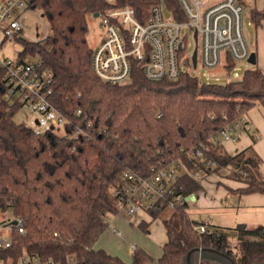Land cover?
Segmentation results:
<instances>
[{
	"label": "trees",
	"instance_id": "obj_1",
	"mask_svg": "<svg viewBox=\"0 0 264 264\" xmlns=\"http://www.w3.org/2000/svg\"><path fill=\"white\" fill-rule=\"evenodd\" d=\"M126 3L134 6L142 21L157 3H164L176 20H187L179 0H118V5ZM110 6L107 0H30L29 8L42 9L50 33L40 40L20 37L23 47L18 58L36 57L52 69L51 100L71 120L68 130H83L80 136L36 134L24 122L17 123L15 115L22 105L7 100L5 69L0 66V208L22 216L26 228L21 234L13 227L12 243L0 247V259L17 261L28 253L45 260L51 257L59 264L73 260L151 264L154 257L143 248L136 247L127 262L95 247L109 226L107 214L119 212L114 189L126 170L147 176L159 163L182 160L189 171L199 168L208 174L228 169L227 177L244 182L236 188L228 186L231 193L264 194L262 159L253 147L231 155L212 139L253 106L264 108V72L251 67L224 84L201 82L190 72L175 80H151L135 62L130 81L107 82L92 66L87 16ZM250 19L260 25L264 11L252 8ZM235 66L229 59L228 71ZM198 146L215 160L214 167L189 156ZM176 183L186 196L202 187L189 172H183ZM187 208L188 202L175 208L164 203L149 211L162 219L167 230L159 264H183L184 255L198 246L220 249L237 264L264 260L263 225L237 228L234 253L227 231L211 221L191 218ZM169 212L172 216H165ZM202 223L206 232L195 229ZM139 226L146 231L148 224Z\"/></svg>",
	"mask_w": 264,
	"mask_h": 264
},
{
	"label": "built area",
	"instance_id": "obj_2",
	"mask_svg": "<svg viewBox=\"0 0 264 264\" xmlns=\"http://www.w3.org/2000/svg\"><path fill=\"white\" fill-rule=\"evenodd\" d=\"M29 1L7 0V4L0 5L2 42L24 31L23 13L19 11L22 8L31 9L28 7ZM107 1L111 6L99 14L106 26V36L94 48L92 60L96 74L107 82L130 81L135 62L142 65L145 75L151 80H175L183 73L190 72V68L200 66L208 70L226 68L229 80L238 79L240 76L235 71L236 66L230 72L227 69L229 59L236 64L249 62L252 52L244 32L243 0H179L187 16L185 21L176 20L164 3L153 4L150 16L142 21L132 4L118 5V0ZM163 5L170 16H165ZM43 24L46 37L50 28L44 21ZM189 34L195 38L196 45L193 51L187 53ZM0 66L5 69L7 100L17 102L34 113V117L25 122L27 127L36 134L58 133L59 128L64 130L63 135L78 137L83 133L78 127L67 129L72 124L71 120L51 100L53 71L40 59L21 60L0 56ZM232 71L235 72L231 74ZM81 113L80 109L77 110L78 115ZM243 125L251 127L245 115L220 130L212 139L218 143L235 140ZM189 154L192 159L204 162L208 167L216 165L215 160L205 154L203 146L195 147ZM183 172L191 173L200 181L204 177L201 169L189 171L182 160L159 163L147 176L131 170L124 171L121 183L114 189L119 212L133 215L157 209L164 203L169 208H175L191 201V195L186 196L178 191L177 178ZM13 220H16L15 224H11ZM0 225L11 227L9 236L0 237V247L11 245L13 227L21 234L26 233L22 216H13L7 224ZM195 229L206 232L207 226L202 223L196 225ZM116 232L119 235L122 233L120 230ZM204 261L198 257L196 264H205ZM0 264L59 263L51 257L45 260L38 255L24 253L17 261L13 258L0 259ZM70 264L78 263L73 260Z\"/></svg>",
	"mask_w": 264,
	"mask_h": 264
},
{
	"label": "rangeland",
	"instance_id": "obj_3",
	"mask_svg": "<svg viewBox=\"0 0 264 264\" xmlns=\"http://www.w3.org/2000/svg\"><path fill=\"white\" fill-rule=\"evenodd\" d=\"M214 1V0H212ZM1 4H7V0H0ZM243 4L245 6V12H244V32L248 38L249 48L251 50V45L253 43L254 37H255V30L254 26L251 24L249 20V10L253 6L252 0H243ZM164 6V14L165 16H170V13ZM1 11V10H0ZM19 12H22V21L24 24V31L21 35L17 37H11L7 39L5 42H2V30L0 29V56L1 57H7V58H18L19 52L22 50V43L20 40L21 38H26L29 40H39L45 37L46 29L43 24V21L47 24V26L50 28V25L46 19V17L43 14V11L41 8H35V9H27L24 8L20 9ZM88 20V26H89V33H88V42L89 45L94 49L96 45L102 41L106 36V26L101 21L100 16H95V14H89L87 16ZM188 49L187 53L194 50L196 41L195 38L189 34L188 36ZM252 52V50H251ZM36 57H28V59H32ZM255 67L254 64H251L249 62H238L236 64V70L241 77L246 69ZM188 68V67H187ZM190 72L192 75L196 76L201 82H217V83H226L229 80L228 73H226V68L221 70H208L203 67L198 68H190ZM189 70V68H188ZM232 71L231 74H233ZM34 117V113L29 110L27 107H22L19 109V111L15 115V121L17 123L20 122H26L29 119ZM59 134H63L64 130L62 128L58 129ZM224 171V172H223ZM225 171H229L228 169L220 170L219 172L212 173L216 174L219 180L224 182L225 184L233 185V186H241L244 184L243 181L234 180L229 177H227L225 174ZM201 173L203 174V179L201 180L203 190L199 194V199L196 202L189 201L188 202V208L187 211L191 218L197 219V220H210L215 226H217L218 229L227 231L230 234V243L231 248L233 249L234 253L238 252V241L236 237L237 228H245L246 226L248 228H252L255 224L254 221V214L260 215L262 218L261 220L264 221V214L263 209L254 211V214L251 213V211L248 208H245L242 206V208L237 207L238 199L240 196L232 195L228 192L225 198H221L218 200L216 189H214L217 184L222 187V184L217 183L213 184V186L207 185L206 183L211 180L208 178V174L205 173V171L201 170ZM209 187H213V189H210ZM225 190V186L220 188V191ZM222 201V202H221ZM240 208V209H239ZM171 211V210H166ZM260 211V212H259ZM240 212V213H239ZM239 213V215H238ZM248 213V214H247ZM241 214L248 218L249 221H238V217L241 216ZM13 216H15L12 212L11 208H7L6 210L0 209V224H7L9 222V219H11ZM165 216L171 217V212L166 213ZM251 216V218H249ZM109 219V218H108ZM134 228H137L142 236L148 237L149 232H146L142 228H139L138 226H135ZM133 228V229H134ZM151 230V229H150ZM11 231L10 225H7L6 227H2L0 225V237H6L9 236ZM235 235V236H233ZM104 238H107L105 235ZM131 238V237H130ZM135 243H137L139 248H143L144 246L141 244H144L145 246H148L149 243L152 247H160V245L156 242H154L153 239L148 238L145 243H139L134 238H131ZM103 241L101 240L100 243ZM110 244L113 247H119L123 248L126 253L128 254L125 247L127 245H118L116 239H113L110 241ZM156 245V246H155ZM152 255V254H151ZM153 256V255H152ZM154 257V256H153ZM132 260V256H130ZM130 262V261H129ZM159 264L157 260L154 258V261L151 264Z\"/></svg>",
	"mask_w": 264,
	"mask_h": 264
},
{
	"label": "crops",
	"instance_id": "obj_4",
	"mask_svg": "<svg viewBox=\"0 0 264 264\" xmlns=\"http://www.w3.org/2000/svg\"><path fill=\"white\" fill-rule=\"evenodd\" d=\"M252 1H253V6L251 7V9L256 7L257 9L264 11V0H252ZM250 10H249V20L251 22ZM251 24L254 26V30H255V37L251 45V50L253 53H255V62L251 64H254L255 67L260 68L264 72V20H262L261 24L258 26H255L252 22ZM246 39L248 43L247 36ZM245 116L247 118V121L250 123L251 127L248 128L245 125V127H242L239 130L238 136L235 140L223 141L222 144L227 150V152L230 153L231 155H234L239 151L249 146H252L254 151L262 159V170L264 172V108L261 105L257 104L252 108H250ZM252 134H254L255 140L253 139ZM227 172L228 171H225L224 175H226ZM207 176L208 178L211 179L206 183L207 185L213 186V184L217 183V181L219 182V184L223 185L222 187H220L217 184V186L214 188L216 189L218 200L226 197V195L229 192L228 186L234 188L238 187V186L225 184L224 182L218 179L216 174L212 172L208 173ZM224 186H225V190L220 191V188L222 190ZM203 188L204 187H201L199 190L191 194V201L196 202L199 199V194L202 192ZM209 188L213 189V187H209ZM229 193L235 196H240V198L238 199L237 207L242 208L243 206L245 208H248L252 214H254V211L256 210L263 209V214H264L263 193L256 192V193L244 194V195L235 194L231 192ZM254 215L255 216L253 222L255 224L253 225L252 228L257 227L259 225L264 226V221L261 220L262 217L260 215H256V214ZM106 217H107V221L109 222V226L107 227L106 231L102 234V236L98 239L95 245L96 248L105 249L109 253L118 255L121 258H123L125 261L129 262L131 261L130 256H132L133 250L134 248H136L132 246H137V247L139 246L137 243L131 240V238H134L139 243H143V242L145 243L146 241H148L147 239L150 238L153 239L154 242L158 243L160 247H157L156 245H155L156 247H152L150 246L151 245L150 243L148 246H145L144 244L141 245H143L144 249L148 251L150 254H152L158 262V259L161 257L163 252V245L166 243L168 238L167 230L161 218H153V216L149 212H143V211H140L133 215H127L125 213H120V212L108 213ZM249 218H251V216H249ZM237 219L238 221H249L248 218L243 216L242 214ZM205 220L210 221L208 219ZM140 223L148 224L146 230V232H149L148 237L147 235L142 236L140 231L137 228H134L135 226L141 228L139 226ZM246 228L248 227L246 226ZM117 230H120L122 232L121 235L117 234L116 232ZM105 235L107 236V238H104ZM113 239H116L118 245H127V247H125L128 252L127 255L125 254L126 252L122 250L123 249L122 247L121 248L113 247L110 244V241H112ZM101 240L103 241L102 243H100Z\"/></svg>",
	"mask_w": 264,
	"mask_h": 264
},
{
	"label": "water",
	"instance_id": "obj_5",
	"mask_svg": "<svg viewBox=\"0 0 264 264\" xmlns=\"http://www.w3.org/2000/svg\"><path fill=\"white\" fill-rule=\"evenodd\" d=\"M99 14L96 13L95 16ZM196 60V54L194 55V62ZM250 63L255 62V53H251L249 58ZM16 220L11 221V224H15ZM201 258L203 260L216 262L217 264H237L236 260L228 253L221 251L215 247H194L190 249L183 258V264H196V259ZM264 264V260L259 262Z\"/></svg>",
	"mask_w": 264,
	"mask_h": 264
}]
</instances>
